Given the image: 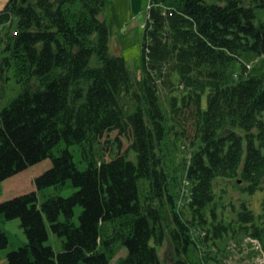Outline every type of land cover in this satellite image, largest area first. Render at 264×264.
Masks as SVG:
<instances>
[{
    "label": "trees",
    "instance_id": "16d2710c",
    "mask_svg": "<svg viewBox=\"0 0 264 264\" xmlns=\"http://www.w3.org/2000/svg\"><path fill=\"white\" fill-rule=\"evenodd\" d=\"M105 6L9 0L0 11V81L13 71L20 86L0 110V183L52 160L35 190L0 202V222L20 218L28 239L8 264H110L118 244V264H166V238L171 264H216L246 236L264 248V199L259 215L246 202L227 214L216 186L264 188V72L227 73L233 59L264 57V0H151L139 77L111 51ZM116 130L106 159L101 138ZM10 238L0 229V250Z\"/></svg>",
    "mask_w": 264,
    "mask_h": 264
},
{
    "label": "rangeland",
    "instance_id": "374dc122",
    "mask_svg": "<svg viewBox=\"0 0 264 264\" xmlns=\"http://www.w3.org/2000/svg\"><path fill=\"white\" fill-rule=\"evenodd\" d=\"M9 0H6L4 5L0 8L2 11L7 5ZM2 0H0V3ZM151 0H106V6L102 16L106 19L110 30V48L113 53L122 54L131 70L136 76H140L143 66V53L145 42V24L147 21L148 8ZM261 17L264 18V12H260ZM8 26V24H6ZM0 28V37L4 36L6 32L5 27ZM3 43L0 44V57L3 55ZM244 65H247L254 74H261L264 72V57L254 53L244 55L240 60L233 59L229 62L227 73L229 78L236 79L243 71ZM6 80L0 81V110L9 103V101L17 96L20 90L19 83L17 82L13 71L4 72ZM118 131H112L101 138L102 151L104 157L110 159L115 155V147L117 143ZM121 152L129 151L130 141L124 136H120ZM189 141V140H188ZM71 149L74 153L75 161L80 168H85L87 160L84 159L82 152L79 150L78 145H72ZM128 158L137 161V154L134 150H130L127 154ZM52 160L47 158L29 168L11 176L0 183V202L15 197L17 195L35 190L34 179L39 174L43 173L46 169L51 167ZM216 183L217 188H226L222 191V201L219 210H225L232 213V206L230 203L235 204L237 209L242 202H246L256 215H259L264 199V188H259L251 191L248 182L237 181L236 179L219 178ZM218 193L221 194V191ZM68 194V192H64ZM225 205V208H223ZM81 211L80 208L77 212ZM0 229H5L10 232L11 238L9 245L0 250V264H8L7 255L9 251L19 247L27 242V236L21 226L20 218H14L0 222ZM50 239L48 241L54 249L58 252L62 250V241L60 237L55 234L51 228ZM224 245V244H223ZM121 247L118 254L111 260L110 264H118V259L127 254V248L118 244ZM249 250V251H248ZM244 253H239L236 262L234 260L228 264H264V254L258 250L248 249ZM158 252L162 260L166 264H171L173 259V247L169 238L165 239L163 245L158 247ZM234 252V251H233ZM232 252V253H233ZM235 253V252H234ZM226 261H222L225 264ZM221 264V261L220 263Z\"/></svg>",
    "mask_w": 264,
    "mask_h": 264
},
{
    "label": "built area",
    "instance_id": "2783aa9c",
    "mask_svg": "<svg viewBox=\"0 0 264 264\" xmlns=\"http://www.w3.org/2000/svg\"><path fill=\"white\" fill-rule=\"evenodd\" d=\"M225 247L227 254L223 255L216 264L220 263V261L221 264L222 261H226L225 264H228L229 260H234V262H236L237 258H240L238 257V254L244 253L248 249H250L251 251H253L252 249H255L258 250L260 253L264 254V248L262 246V243L258 238H254L252 236H246L240 241H232L228 243Z\"/></svg>",
    "mask_w": 264,
    "mask_h": 264
},
{
    "label": "bare ground",
    "instance_id": "6f19581e",
    "mask_svg": "<svg viewBox=\"0 0 264 264\" xmlns=\"http://www.w3.org/2000/svg\"><path fill=\"white\" fill-rule=\"evenodd\" d=\"M5 2L6 0H2V2L0 3V8L4 5Z\"/></svg>",
    "mask_w": 264,
    "mask_h": 264
}]
</instances>
